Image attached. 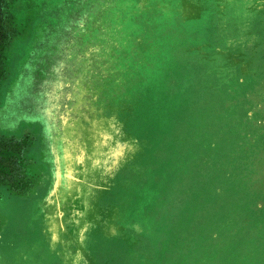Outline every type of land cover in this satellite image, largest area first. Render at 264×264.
Returning <instances> with one entry per match:
<instances>
[{
	"label": "rangeland",
	"instance_id": "374dc122",
	"mask_svg": "<svg viewBox=\"0 0 264 264\" xmlns=\"http://www.w3.org/2000/svg\"><path fill=\"white\" fill-rule=\"evenodd\" d=\"M0 37V264H264V0H0Z\"/></svg>",
	"mask_w": 264,
	"mask_h": 264
},
{
	"label": "trees",
	"instance_id": "16d2710c",
	"mask_svg": "<svg viewBox=\"0 0 264 264\" xmlns=\"http://www.w3.org/2000/svg\"><path fill=\"white\" fill-rule=\"evenodd\" d=\"M3 45H4V38L3 37H0V53L3 50Z\"/></svg>",
	"mask_w": 264,
	"mask_h": 264
},
{
	"label": "crops",
	"instance_id": "0c3cea01",
	"mask_svg": "<svg viewBox=\"0 0 264 264\" xmlns=\"http://www.w3.org/2000/svg\"><path fill=\"white\" fill-rule=\"evenodd\" d=\"M254 2L256 3V0H254ZM256 7H258V6H256Z\"/></svg>",
	"mask_w": 264,
	"mask_h": 264
}]
</instances>
